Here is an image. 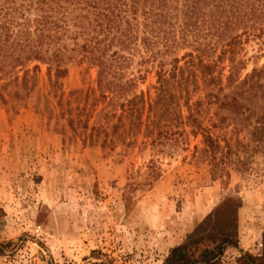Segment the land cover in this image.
Segmentation results:
<instances>
[{
    "label": "rangeland",
    "instance_id": "374dc122",
    "mask_svg": "<svg viewBox=\"0 0 264 264\" xmlns=\"http://www.w3.org/2000/svg\"><path fill=\"white\" fill-rule=\"evenodd\" d=\"M262 26L257 36L231 31L240 34L237 81L264 69ZM46 66L33 62L25 78H0V264H162L168 249L226 197L238 205L237 243L216 264L260 252L263 98L245 96L235 111L211 105L194 116L143 112L134 132L114 133L109 125L95 128V121L114 123L115 116L100 117L108 106L93 98L94 66L72 60L56 79ZM228 71V61L218 59L222 84ZM154 80L147 73L132 91L152 96ZM258 80L264 84L262 75ZM202 95L191 100L205 102ZM78 108L91 111L85 116Z\"/></svg>",
    "mask_w": 264,
    "mask_h": 264
},
{
    "label": "trees",
    "instance_id": "16d2710c",
    "mask_svg": "<svg viewBox=\"0 0 264 264\" xmlns=\"http://www.w3.org/2000/svg\"><path fill=\"white\" fill-rule=\"evenodd\" d=\"M263 24L264 0H0V78H25L29 65L39 62L56 79L68 62L85 61L96 68L94 100L107 99L100 117L115 116L114 123L95 121V128L106 131L109 125L114 133L116 128L132 133L143 112L180 117L184 110L194 116L211 105L235 111L245 96L264 99L258 80L264 69L235 80L240 34H231L241 27V34L257 36ZM182 47L186 50L177 56ZM216 49L218 55L210 58ZM218 59L228 61L224 84L215 73ZM150 72L153 95L134 93L135 82ZM128 91L132 95L126 98ZM200 92L205 102L191 100ZM90 111L78 108L77 114ZM116 137L120 140L121 132ZM237 207L232 197L223 199L168 249L162 264H216L226 246H236ZM260 245L256 255L239 252L236 263L264 264V229Z\"/></svg>",
    "mask_w": 264,
    "mask_h": 264
}]
</instances>
